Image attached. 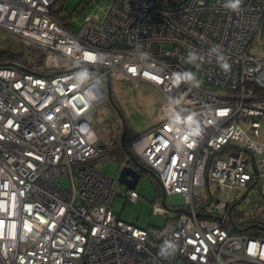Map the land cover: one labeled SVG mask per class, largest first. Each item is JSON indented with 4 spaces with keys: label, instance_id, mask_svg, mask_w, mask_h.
<instances>
[{
    "label": "built area",
    "instance_id": "built-area-1",
    "mask_svg": "<svg viewBox=\"0 0 264 264\" xmlns=\"http://www.w3.org/2000/svg\"><path fill=\"white\" fill-rule=\"evenodd\" d=\"M54 2L0 0V26L43 56L42 69L0 61V264H264V236L233 231L229 219L250 224L210 191L246 189L240 200L257 184L264 198V57L250 51L264 0H107L103 19L79 23L52 15ZM110 79L161 93L128 142L160 180L161 225L115 215V195H139L93 163L91 122ZM172 192L183 203L171 215Z\"/></svg>",
    "mask_w": 264,
    "mask_h": 264
},
{
    "label": "rangeland",
    "instance_id": "rangeland-1",
    "mask_svg": "<svg viewBox=\"0 0 264 264\" xmlns=\"http://www.w3.org/2000/svg\"><path fill=\"white\" fill-rule=\"evenodd\" d=\"M84 3V4H83ZM78 12H74L76 23H79L87 14H97L99 19H103L107 8V0H56L53 9H59V14H65L72 11L76 6L79 7ZM0 50L17 52L16 59L22 61L35 60L36 67L42 69L43 56L38 48H31V53L26 54L27 46L22 43L17 35L3 29L0 26ZM250 51L259 57H264V21L261 22L259 30L253 39ZM6 53L0 55V60H3ZM103 87L106 91L105 81ZM111 98L107 96L102 102L92 119V128L97 135V148L99 149L98 156L93 163L107 175L117 178L121 167L127 165L126 157L121 154V149L113 151V148H118L120 144V121L124 120L126 125L125 138L127 143L129 140L146 131L158 109L159 103L162 100L161 93L158 89L148 83H138L135 85L128 81H117L110 79L109 82ZM119 114L121 116H119ZM264 135V128H262ZM115 142L112 149L107 146L108 143ZM130 147V143H128ZM258 159V156H256ZM58 181L63 187H68L69 180L67 175L58 176ZM121 191H126L128 187L118 182ZM139 197L135 201H129L125 196L115 195L111 200V208L115 215L121 219L131 222L137 226L147 227L150 225H161L168 218L164 213H152V204L158 199L162 201V193L157 181L147 172H141L140 177L135 185ZM197 195L209 198V194L205 188L197 187L195 189ZM246 189H236L227 187H217L210 184V191L213 198L220 199L229 205L233 204ZM259 188L257 184L248 189L245 197H242L236 206L230 209V216L236 221L245 224L246 217L257 211V208L264 207V198H259ZM167 208L171 209L170 214L177 208V205L183 203V197L179 193H168L164 198ZM162 208H165L162 206ZM227 230L229 228L226 227ZM248 235L264 236V232L256 228H250L245 231Z\"/></svg>",
    "mask_w": 264,
    "mask_h": 264
},
{
    "label": "water",
    "instance_id": "water-1",
    "mask_svg": "<svg viewBox=\"0 0 264 264\" xmlns=\"http://www.w3.org/2000/svg\"><path fill=\"white\" fill-rule=\"evenodd\" d=\"M106 91H107V96L109 98H111V92H110V87H109V83L108 82H107ZM119 116H121V115L119 114ZM120 123H121V126H122V132H121V135H120V148L126 149V145H125V141H124V134H125V131H126V125H125V122H124V120L122 118H121ZM129 158H130V160L133 162V164L135 166H138V167L141 168V170H143L142 172H147L151 177H153L157 181V183L159 184V187H160V189L162 191L161 183H160V180H159L158 176L154 172H152L151 170H147L132 155L129 156ZM140 175H141V173H140V171H138V169L136 167L130 166V165H125V166L120 168V170L118 172V175H117V180L119 181V183L123 184L124 186H126L128 188H134L136 183H137L138 178L140 177ZM162 196H164L163 193H162ZM238 202H239V199L236 200L233 203V205L237 204ZM227 221H228V223L231 224V228L235 232H241V231L247 230L249 228H258L260 230H264V226H261L259 224H250V225H247L245 227H239L232 221V219H229Z\"/></svg>",
    "mask_w": 264,
    "mask_h": 264
},
{
    "label": "trees",
    "instance_id": "trees-1",
    "mask_svg": "<svg viewBox=\"0 0 264 264\" xmlns=\"http://www.w3.org/2000/svg\"><path fill=\"white\" fill-rule=\"evenodd\" d=\"M85 1V0H82V2ZM166 2V4H175V3H178L179 0H164ZM56 2V0H55ZM54 2V3H55ZM53 3V5H54ZM84 4V3H83ZM53 5L51 6L50 10H51V13L52 15H54L57 19H59L60 21L66 23V19L69 18V17H74V12H78V8L80 9V4H79V7L76 6L72 11H69L65 14H59L57 15V13L59 12V9H53ZM75 26V23L73 24H70L69 26ZM3 53H6V56L7 58H4V60H12L14 58L17 57V52H13V51H5V50H0V55H2ZM2 61V60H0ZM117 150H120V149H114L113 151H117ZM121 154H123L125 157H126V160H130L129 156H131L132 154V151L130 149V147H128V145H126V149H122L121 148ZM259 198H260V195H259ZM233 206H236L233 205ZM261 208V209H260ZM260 208H257V211L255 213H252L250 215H248L246 217V221H245V224L241 223V225H247V224H253V223H257L258 221H260V218H261V212L264 211V207H260ZM236 220V216L235 218H233ZM238 222V221H237ZM240 223V222H239Z\"/></svg>",
    "mask_w": 264,
    "mask_h": 264
},
{
    "label": "flooded vegetation",
    "instance_id": "flooded-vegetation-1",
    "mask_svg": "<svg viewBox=\"0 0 264 264\" xmlns=\"http://www.w3.org/2000/svg\"><path fill=\"white\" fill-rule=\"evenodd\" d=\"M120 132H122V126H121V123H120ZM124 141L127 142V140H126V138H125V134H124ZM125 145H127V144H125ZM126 162H127V165H130V166H134V167H136V168L138 169V171H140V173L143 171V170H141L140 167L135 166L131 160H127ZM143 166H144V165H143ZM144 167H145V166H144ZM145 168H146L147 170H149L147 167H145ZM244 197H245V196H244Z\"/></svg>",
    "mask_w": 264,
    "mask_h": 264
},
{
    "label": "clouds",
    "instance_id": "clouds-1",
    "mask_svg": "<svg viewBox=\"0 0 264 264\" xmlns=\"http://www.w3.org/2000/svg\"><path fill=\"white\" fill-rule=\"evenodd\" d=\"M238 4H239V0H236V2H235L234 4H232V7L235 8ZM223 67H224V68H227L228 65H227V64H224ZM125 144L128 145L127 142H125ZM120 149H121V148H120ZM122 149H123V148H122ZM134 188H135V187H134ZM168 247H170V245H169ZM161 254H162V255L165 254V249H164V248L161 249Z\"/></svg>",
    "mask_w": 264,
    "mask_h": 264
}]
</instances>
